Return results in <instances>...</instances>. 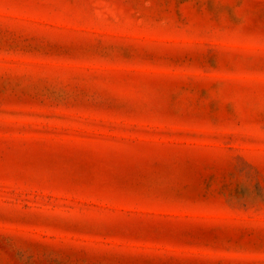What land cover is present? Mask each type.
I'll list each match as a JSON object with an SVG mask.
<instances>
[{"label":"rangeland","instance_id":"rangeland-1","mask_svg":"<svg viewBox=\"0 0 264 264\" xmlns=\"http://www.w3.org/2000/svg\"><path fill=\"white\" fill-rule=\"evenodd\" d=\"M264 264V0H0V264Z\"/></svg>","mask_w":264,"mask_h":264},{"label":"snow or ice","instance_id":"snow-or-ice-1","mask_svg":"<svg viewBox=\"0 0 264 264\" xmlns=\"http://www.w3.org/2000/svg\"><path fill=\"white\" fill-rule=\"evenodd\" d=\"M191 264H197V262L196 261H192Z\"/></svg>","mask_w":264,"mask_h":264}]
</instances>
